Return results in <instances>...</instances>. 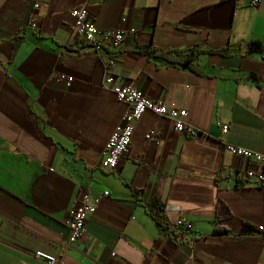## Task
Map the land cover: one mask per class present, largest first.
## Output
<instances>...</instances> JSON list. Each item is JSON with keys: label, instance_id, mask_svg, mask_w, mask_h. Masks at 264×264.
<instances>
[{"label": "crops", "instance_id": "1", "mask_svg": "<svg viewBox=\"0 0 264 264\" xmlns=\"http://www.w3.org/2000/svg\"><path fill=\"white\" fill-rule=\"evenodd\" d=\"M248 2L87 0L96 27L126 32L97 55L72 30L78 0H0V264H46L36 250L64 264H264L261 236L203 238L216 224L264 231V164L260 179L247 177L258 166L224 149L264 153V59L242 54L249 41L264 47V0ZM227 46L234 53L207 52ZM193 47L204 50L193 71L159 55ZM109 56L114 83L185 109L198 135L145 111L117 167L103 169V145L127 106L103 82ZM152 129L158 144L145 139ZM103 190L83 236L65 248L70 208ZM154 198L170 225L184 216L191 230H160L146 208Z\"/></svg>", "mask_w": 264, "mask_h": 264}, {"label": "built area", "instance_id": "2", "mask_svg": "<svg viewBox=\"0 0 264 264\" xmlns=\"http://www.w3.org/2000/svg\"><path fill=\"white\" fill-rule=\"evenodd\" d=\"M261 0H249L248 4L258 6ZM38 4H35L37 7ZM70 15L73 19L71 24L75 35L84 40L90 45L97 55L103 49H110L112 53L116 50L123 41L126 34L125 31L118 28L99 29L96 23L87 11V0H78V3L70 10ZM133 32V29L129 30ZM103 82L110 85V91L114 97L126 103V108L122 113L121 121L113 128L109 137H107L102 151L100 153V166L105 170H113L117 167L120 157L126 153L130 145V140L133 135L134 124L137 122L145 111H151L157 116L170 119L173 123V129L176 132L187 134L193 138L198 135V130L189 126L185 121L186 110L183 108H174L161 99L146 97L141 89L131 84H116L112 76L114 69V60L111 56L103 59ZM59 78L63 79L68 85L71 77L59 74ZM221 134L226 135L228 132L227 123L220 124ZM159 132L156 129L150 130L146 134V140L158 144ZM224 149L228 153L235 155L237 158L252 162L258 166V171L255 172L251 168L246 169L245 175L251 178H261V168L264 164V153L253 151L252 149L237 146L236 144L225 142ZM107 190L101 191L99 194H91L86 191L81 195L80 200L74 204L70 210L67 219V240L65 248L74 247L78 240L81 239L86 231V219L89 214H93L102 196H108ZM174 225L179 230L190 231L192 224L186 220L184 216H180L174 221ZM34 257L42 259L46 264H64L61 257L36 250Z\"/></svg>", "mask_w": 264, "mask_h": 264}, {"label": "trees", "instance_id": "3", "mask_svg": "<svg viewBox=\"0 0 264 264\" xmlns=\"http://www.w3.org/2000/svg\"><path fill=\"white\" fill-rule=\"evenodd\" d=\"M243 49L244 51L242 54H252V53L262 54V58L264 59V47L259 42L249 41L243 45ZM137 50L138 52L143 53V55H146L148 53L152 54L155 52V48L149 45H144V46L138 45ZM201 52H204V50L193 47V48L181 49V50L172 49L166 52H160L159 55L160 56L167 55L166 57L168 58V60L171 59L172 56H174L175 59L180 58L179 60L185 66H187L189 69L193 71L194 70L193 62L196 59V56ZM207 52L209 53L215 52L222 55H229L234 53V49H231L229 46H227L226 48L223 47L212 48L209 49ZM249 76L250 78L253 79L255 77V74L251 72ZM146 208L149 215L152 217L155 224L158 226L160 230H163L165 233H168V235L170 236H172L173 234H175L177 230H179L175 225L174 226L170 225V223L167 222V220L165 219L166 216L163 211L164 210L163 201L154 198L153 201L146 206ZM182 233H185V231H183ZM247 235L249 236L258 235L261 236V238L264 240V231H261L259 228L255 227L254 225H251L249 222H243L239 232L236 234L234 233L232 234L224 226L216 224L209 235H206L204 237L200 235V237L202 236L205 239H213V240L215 239L220 240L225 237H231L235 240V239H240L243 236H247Z\"/></svg>", "mask_w": 264, "mask_h": 264}]
</instances>
